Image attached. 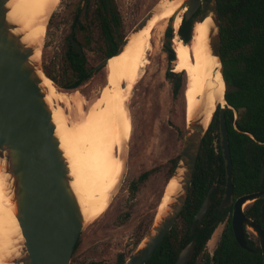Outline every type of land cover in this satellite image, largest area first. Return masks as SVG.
<instances>
[{
  "label": "water",
  "instance_id": "obj_1",
  "mask_svg": "<svg viewBox=\"0 0 264 264\" xmlns=\"http://www.w3.org/2000/svg\"><path fill=\"white\" fill-rule=\"evenodd\" d=\"M8 2L9 0H0V162L4 174L8 176L16 206L15 217L23 238L19 255L11 259L9 264H70L86 221L71 187L70 169L56 135L52 108L45 100V89L41 87L39 72L44 76L45 74L39 60H31L37 47L23 42V34L18 31L19 26L7 18ZM154 7L128 33L114 56L124 51L129 42V34L136 33L146 26L153 15ZM182 10L185 19H189L198 10L200 21L211 19L209 31L211 54L218 60L216 71L224 83L216 0L183 1L179 11L169 18V27L172 28V19ZM174 33L177 36V31L174 30ZM69 40L75 50L82 53L80 46L72 37H69ZM224 102V106L216 105L207 127L203 125L205 108L202 115L194 116L189 121L185 120L181 153L167 182L175 179L179 188L160 218H155L140 244L123 264H145L175 224L189 194L202 139L218 106L220 146L227 174L224 197L219 209L231 203L232 163L224 121V110L227 106L225 99ZM263 177L264 166L260 172V182ZM216 186V183L211 185L195 215L189 232L191 236L195 233L197 222L202 221L209 209ZM256 200H264V190L242 195L234 201L231 226L237 244L247 252L257 253V250L249 247L246 231H251L257 237L264 264V229L244 213L245 206ZM261 212H264V201ZM194 247L195 240L192 239L180 250L174 264H188Z\"/></svg>",
  "mask_w": 264,
  "mask_h": 264
},
{
  "label": "trees",
  "instance_id": "obj_2",
  "mask_svg": "<svg viewBox=\"0 0 264 264\" xmlns=\"http://www.w3.org/2000/svg\"><path fill=\"white\" fill-rule=\"evenodd\" d=\"M216 4L220 21L224 99L226 105L231 107H225L224 121L232 163L233 199H236L264 189V177L260 182V172L264 166V0H216ZM199 20L200 10L189 19L182 16L177 30L182 43L190 42L193 26ZM72 25L75 29L71 30L70 36L80 46L82 53L75 50L67 37L57 74H52L43 65L45 76L56 88L65 92L78 90L104 68L103 63L117 53L124 39L121 16L114 0H96L95 12L85 22L77 16ZM91 25L97 26L100 34L101 43L96 49L101 57L98 66L92 65L84 52V49L91 48ZM173 37L174 31L168 26L163 43L169 65L165 78L171 83L172 94L176 97L185 81V72L175 73L170 68L176 60L171 42ZM219 112L218 106L202 139L186 203L171 230L145 264H174L180 250L192 239L195 240V247L189 264H262L256 239L248 241L251 248L258 250L257 253L247 252L237 244L228 214L231 206L219 209L227 182L226 162L220 146ZM179 133H182L181 130ZM178 159L179 155L170 161L168 179ZM145 177L143 174L132 182L130 198L135 194L137 183ZM213 183L217 186L212 193L210 207L202 221L197 222L195 233L191 236L189 232L192 221ZM244 213L264 229V213L260 212V201L251 203ZM223 222H226L224 230L214 257L210 260L205 251L206 244L217 225ZM78 244L79 239L74 252ZM125 260L124 255L119 254L113 263L89 264H123Z\"/></svg>",
  "mask_w": 264,
  "mask_h": 264
},
{
  "label": "bare ground",
  "instance_id": "obj_3",
  "mask_svg": "<svg viewBox=\"0 0 264 264\" xmlns=\"http://www.w3.org/2000/svg\"><path fill=\"white\" fill-rule=\"evenodd\" d=\"M183 1L185 0H163L161 5L153 9V15L146 26L129 34V42L124 51L106 60L105 84L86 112H83V104L79 98H73L77 99L76 105L80 114L78 123H68L63 109L65 107L57 104H67L68 98L59 93L54 83L39 72L41 87L46 91L45 100L50 106L53 105L52 118L60 148L69 165L71 187L86 222L95 220L105 212L124 173V150L133 132L127 106L131 90L148 64L152 32L162 21L176 14ZM59 2L60 0H9L7 4V18L19 26L18 31L23 34V42L37 47L35 52L39 50V39L43 37ZM183 11L171 21L175 31L179 28ZM210 29V18L199 20L193 26L189 43L174 40V71L185 72L187 77L183 94L186 121L202 115L205 108V127L216 105H225L224 83L216 71L218 60L211 54ZM31 60L39 59L33 55ZM178 188L175 179L167 183L160 204L162 211L157 219L165 211ZM15 214L16 206L8 176L4 174L0 162V264H9L21 250L23 238Z\"/></svg>",
  "mask_w": 264,
  "mask_h": 264
},
{
  "label": "rangeland",
  "instance_id": "obj_4",
  "mask_svg": "<svg viewBox=\"0 0 264 264\" xmlns=\"http://www.w3.org/2000/svg\"><path fill=\"white\" fill-rule=\"evenodd\" d=\"M73 1L77 0H60L43 37L39 39L41 42L39 50L33 54L39 59L42 69L44 65L54 75L59 70L60 59L66 47L65 40L73 28L75 17L71 6ZM162 1L115 0L121 16L124 38L154 6L161 5ZM183 14L184 12L181 13V17ZM90 16L80 15L79 18L85 22ZM169 25L170 19H166L152 32L148 64L130 93L127 112L132 121L133 132L124 150L126 151L124 177L119 187L115 188L105 212L95 220L85 222L70 264L113 263L119 254L127 259L162 211L160 204L169 180L170 161L180 156L187 120L183 96L186 74L183 86L176 97L172 94L171 83L165 78L169 65L163 51V43L164 33ZM91 30V48L84 49V52L89 62L98 66L101 57L96 49L101 43L100 34L97 26L91 25ZM177 39L174 33L171 41L173 50L174 40ZM178 41L182 42L179 39ZM170 68L174 70L175 62H172ZM104 84L105 73L104 68H101L78 90L65 92L57 88L59 93L65 94L68 98L67 104L57 103L62 108L65 107L63 109L68 123L80 121L77 99L73 98H79L83 104V112H86ZM179 130L182 133H179ZM142 173L148 175L145 181L138 185L133 198H130L129 183ZM249 205L250 203L244 209ZM222 229L223 224H220L211 241L207 243L208 253H212ZM250 233L251 237H255L251 231Z\"/></svg>",
  "mask_w": 264,
  "mask_h": 264
},
{
  "label": "flooded vegetation",
  "instance_id": "obj_5",
  "mask_svg": "<svg viewBox=\"0 0 264 264\" xmlns=\"http://www.w3.org/2000/svg\"><path fill=\"white\" fill-rule=\"evenodd\" d=\"M114 2H115V0H114ZM72 12L75 14V17H74V21L77 19V16H80V15H92V13H94L95 12V8H96V0H77V1H73L72 2ZM73 26V25H72ZM75 28L73 27L71 30H74ZM71 32V31H70ZM69 37H71L70 35L68 36V39H69ZM70 41V40H69ZM82 50V49H81ZM174 71V70H173ZM175 72V71H174ZM175 73H181V72H175ZM184 94V93H183ZM143 174H145L146 175V177H147V173H142V174H140L139 176H141V175H143ZM139 176L136 178V180H134V181H137V179L139 178ZM146 177L143 179V181L142 182H144L145 181V179H146ZM134 181H131L130 183H129V186H128V193H129V188L131 187V184H132V182H134ZM142 182H138L137 183V189H138V185L139 184H141ZM137 189H136V191H137ZM264 189H261L260 191H263ZM136 191H135V193H136ZM260 191H257V192H260ZM129 196H130V193H129ZM237 199V198H236ZM236 199H233V193H232V196H231V203L227 206V207H229V206H231V211L228 213L229 215H230V225H231V219H232V210H233V203H234V201L236 200ZM256 201H260V212H261V205H262V203H263V201L264 200H256ZM251 204V203H250ZM245 210V209H244ZM261 213H264V212H261ZM249 218V217H248ZM252 220V219H251ZM225 223L226 222H223V223H219L218 225H217V227L220 225V224H223V229H222V231L224 230V227H225ZM227 223H228V217H227ZM216 227V228H217ZM232 227V226H231ZM216 228H215V230H214V232H213V234H212V236H211V238H210V240L209 241H211V239L213 238V236L215 235V233H216ZM222 231L220 232V234H219V238H218V240H217V243H216V246L214 247V249H213V251H212V253L210 254V253H208V251H206L207 250V244H206V249H205V251H206V253L208 254V256H209V259L210 260H212L213 259V257H214V254H215V251H216V249H217V245H218V243H219V241H220V238H221V235H222ZM246 234H247V240L248 239H252V238H254V239H256L257 241H258V239H257V237L255 236V237H251L250 236V231H246ZM208 241V242H209ZM248 244H249V241H248ZM77 245V244H76ZM258 245H259V241H258ZM250 247V246H249ZM251 248V247H250ZM252 249H254V248H252ZM257 250V249H256ZM259 250H260V245H259ZM257 252H258V250H257ZM260 253H261V250H260ZM193 256V255H192ZM262 256V255H261ZM192 259V258H191ZM191 261V260H190ZM189 261V262H190ZM198 261V263H199V259L197 260ZM189 264V263H188Z\"/></svg>",
  "mask_w": 264,
  "mask_h": 264
}]
</instances>
